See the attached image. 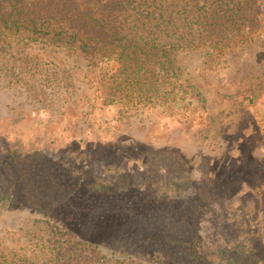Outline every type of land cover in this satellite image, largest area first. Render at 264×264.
<instances>
[{"label": "rangeland", "instance_id": "obj_1", "mask_svg": "<svg viewBox=\"0 0 264 264\" xmlns=\"http://www.w3.org/2000/svg\"><path fill=\"white\" fill-rule=\"evenodd\" d=\"M214 1L205 6L215 10ZM255 4L259 24L245 42L172 49L181 81L206 97L205 111L104 104L101 72L115 63L12 33L0 42V144L42 148L107 182L120 172L138 182L163 154L179 171L158 182L153 207L161 224L173 223L169 230L203 256L216 254L214 264H264V0ZM73 231L34 210L0 209V249L39 264H70L64 255ZM97 247L72 248L73 264H176L159 250L127 255L111 243Z\"/></svg>", "mask_w": 264, "mask_h": 264}, {"label": "trees", "instance_id": "obj_2", "mask_svg": "<svg viewBox=\"0 0 264 264\" xmlns=\"http://www.w3.org/2000/svg\"><path fill=\"white\" fill-rule=\"evenodd\" d=\"M257 1L215 0L212 11L205 0H0V42L25 33L69 46L91 61H112V70L101 72L104 104L152 103L170 114L205 111L206 97L181 81L172 49L208 44L222 50L245 42L259 24ZM20 149L8 141L0 144V209L17 205L73 229L64 255L70 264L79 261L72 248L94 251L102 243L127 255L148 248L172 254L176 264H214L216 254L203 256L192 240H179L168 228L173 223L161 224L153 207L162 176L179 171L167 156L153 157L138 182L122 172L107 182L69 168L42 148ZM170 186H177L174 178ZM0 264L39 262L0 249ZM229 264L244 262L231 258Z\"/></svg>", "mask_w": 264, "mask_h": 264}]
</instances>
